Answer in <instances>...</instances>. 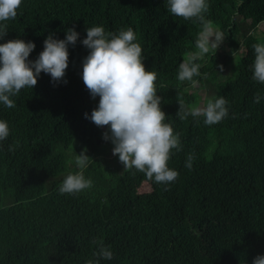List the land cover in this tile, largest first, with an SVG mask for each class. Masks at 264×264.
I'll return each mask as SVG.
<instances>
[{
    "label": "trees",
    "instance_id": "obj_1",
    "mask_svg": "<svg viewBox=\"0 0 264 264\" xmlns=\"http://www.w3.org/2000/svg\"><path fill=\"white\" fill-rule=\"evenodd\" d=\"M206 2L205 18L234 52L244 47L242 54L225 56L232 58L228 78L216 81L214 95L204 101L228 102V116L211 126L203 117L176 116L178 99L198 106L200 97L190 87L201 85L204 76L214 81L219 65L209 52L196 61L199 76L177 80L180 63L198 51L202 25L172 16L167 0H22L17 17L0 22L8 25L0 43L34 42L30 61L49 34L65 39L68 28L79 33L75 45H68L63 80L41 72L33 89L10 97L14 108L0 103V120L10 130L0 141V264H86L96 259L94 240L113 252V259L100 264H253L264 255V84L252 78L253 45L264 43L253 34L264 21V0ZM93 26L106 33L135 32L146 70L157 74L165 123L182 144L168 161L179 173L175 181L157 184L135 169L124 171L118 155L111 160L104 149L108 126L86 118L100 99L82 79L90 52L82 41ZM16 141L19 146L9 151ZM85 149L92 161L82 171L93 186L60 194L63 178L81 171L71 166L68 151L77 155ZM189 154L191 170L185 167ZM143 183L149 190L140 192Z\"/></svg>",
    "mask_w": 264,
    "mask_h": 264
},
{
    "label": "clouds",
    "instance_id": "obj_2",
    "mask_svg": "<svg viewBox=\"0 0 264 264\" xmlns=\"http://www.w3.org/2000/svg\"><path fill=\"white\" fill-rule=\"evenodd\" d=\"M22 0H0V22L15 19ZM209 4L206 0H167V11L174 17L185 20L195 19L202 25L195 42L198 51L189 53L180 63L177 80L181 83L191 82L199 76L201 65L196 61L205 54H216L225 39V35L214 30L211 21L205 18ZM8 32V25L0 23V39ZM79 33L68 28L65 39H54L52 34L44 41V49L35 61L28 59L34 50V42L22 39H10L0 43V103L7 108H14L10 97L16 96L24 88L33 89L41 72L50 74L53 81H61L68 67V45H75ZM136 41L132 28L121 29L118 34L106 33L103 26L87 29L83 45L90 50L83 60L82 79L93 98L99 96L98 107L93 109L89 118L98 127L108 126L109 132L103 133L105 140L114 144L113 155H118L124 171L135 169L147 179L157 184H169L175 181L179 173L168 167L172 150H182L178 134H174L169 123H165L166 114L161 109V97L157 94L155 81L157 74L146 70L143 63V50ZM255 59L252 65L253 80L264 84V43L253 45ZM223 71V65H219ZM66 83V81H65ZM261 97L256 95L254 103ZM179 110L176 116L185 120L203 117L205 125L221 122L229 114L227 100L224 97L209 99L204 107H188L178 99ZM6 121L0 120V141L9 136ZM19 146L16 141L9 146L15 151ZM194 156L189 154L185 167L192 169ZM92 161L86 149L75 156L78 169L68 173L61 181L60 194H76L93 186L91 179H86L83 169ZM99 250L93 252L95 260L86 264H100L101 259H113V252L103 241H92ZM253 264H264V255L254 258Z\"/></svg>",
    "mask_w": 264,
    "mask_h": 264
},
{
    "label": "rangeland",
    "instance_id": "obj_3",
    "mask_svg": "<svg viewBox=\"0 0 264 264\" xmlns=\"http://www.w3.org/2000/svg\"><path fill=\"white\" fill-rule=\"evenodd\" d=\"M245 21H247V20H245ZM240 23L243 24V20H241ZM213 29L217 30L215 27H213ZM253 34L259 40L264 37V21L260 22L256 26V28H254ZM238 39L239 40L241 39V34L238 35ZM243 52H244V47L242 48V45H240L238 50L236 52H234L233 49L231 48V46L229 45V40L224 39V41L219 46V48L217 49L216 54H215L216 64L223 65V71H221L220 68L217 67L215 70L214 81L204 76L202 79L201 85L198 86L196 84H193V86H191L189 89L191 91L195 90L198 93V95L200 97L198 107L206 106L204 101L206 99H208L209 97H212L214 95L215 90H216V85H215L216 81H218V83H220V82H222L228 78V76H226V75H228L230 70H231L230 64L232 63L231 60H232L233 56L237 55V54H242ZM225 56H227V57L232 56V58L230 61H227L228 59H226ZM237 59H238V56H235L234 62H233L234 64L237 62ZM229 77H230V75H229ZM105 132H109V135H110L109 127L103 128V133H105ZM102 143L104 145V149L107 151L106 153L109 156V158L111 160H114L115 155H113V151H112L114 148V144L112 143V141L110 139L105 140L103 138ZM68 155L71 157V166L77 167L75 164V156H76L75 152L72 150L68 151ZM147 190H149V187L145 183H143L141 185V187L139 188L140 192H145Z\"/></svg>",
    "mask_w": 264,
    "mask_h": 264
}]
</instances>
